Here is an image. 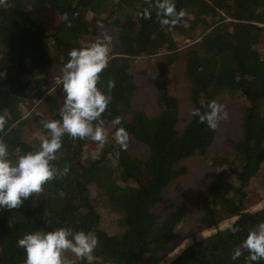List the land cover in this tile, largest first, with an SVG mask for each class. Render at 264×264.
I'll return each mask as SVG.
<instances>
[{
	"label": "trees",
	"instance_id": "1",
	"mask_svg": "<svg viewBox=\"0 0 264 264\" xmlns=\"http://www.w3.org/2000/svg\"><path fill=\"white\" fill-rule=\"evenodd\" d=\"M174 3L185 15L162 26L154 0H0V142L12 161L39 149L47 136L42 121L60 119L63 94L60 84L52 90L50 67L63 66L71 49L115 29L97 83L107 91L108 81L115 82L100 117L109 138L101 143L64 134L50 163L60 170L67 166V174L45 182L41 193L19 207L0 209V264H24L17 240L25 233L60 227L95 232L98 244L91 264H160L188 206L181 201L165 215L155 208L166 203L168 186L187 173L179 164L197 155L234 181L229 186L212 181L198 194L199 224L216 231L169 264H246L247 250L236 259L233 250L264 221V208L248 211L255 188L264 190V0ZM46 10L59 17L52 28L32 15ZM199 25L205 27L201 39L178 49L177 38L191 35ZM138 65L154 76L155 111L135 107L133 69ZM177 78L184 82V103L171 93ZM223 97L232 99L228 108L236 110L241 136L228 140V153L209 158L216 129L199 123L191 112ZM32 104L37 108L26 115ZM117 116L121 124L113 126ZM121 126L128 139L147 150L146 157L116 143L114 133ZM28 133L40 142L29 140ZM65 255L76 264H89L70 252Z\"/></svg>",
	"mask_w": 264,
	"mask_h": 264
},
{
	"label": "clouds",
	"instance_id": "2",
	"mask_svg": "<svg viewBox=\"0 0 264 264\" xmlns=\"http://www.w3.org/2000/svg\"><path fill=\"white\" fill-rule=\"evenodd\" d=\"M154 7L162 26L174 25L185 15L183 10H176L174 0H154ZM145 18H148L147 13ZM110 42L111 37L104 34L88 46L73 48L68 52L69 59L61 69L59 81L63 94V103L59 109L60 119L41 122L42 127L47 130V136L41 140L37 151L20 155L12 161L8 159L6 145L0 142V209L19 207L30 196L35 198L41 193L45 182L67 174V166L60 170L50 163L61 148L64 134L71 138H89L101 143L105 141L100 117L111 100L110 91L115 82L108 81L107 91L98 88L97 83L99 74L107 67ZM202 107L203 111L201 108H194L191 115L209 129H216L219 121L229 118L225 106L215 100ZM93 121L97 122L96 125ZM111 124L120 125L121 118L115 117ZM3 126L4 120L0 118V128ZM114 136L116 143L122 148L126 146L128 135L122 126L116 128ZM231 230L238 231L235 227ZM97 244L98 238L94 231H74L70 227L47 232H28L17 240V246L25 253L24 264H76V260L65 255L66 252L91 264ZM242 249L248 252L246 264L264 260V221L248 231L246 237L233 250L232 258L239 257Z\"/></svg>",
	"mask_w": 264,
	"mask_h": 264
},
{
	"label": "rangeland",
	"instance_id": "3",
	"mask_svg": "<svg viewBox=\"0 0 264 264\" xmlns=\"http://www.w3.org/2000/svg\"><path fill=\"white\" fill-rule=\"evenodd\" d=\"M32 15H34L40 22L44 24V26L48 28L54 27L59 22L58 15L52 10H46L40 14L34 13ZM226 22H231V20L226 19ZM114 30H104L99 38H102L104 34H107L111 37V40H113V36L115 35ZM204 30L205 27L199 25L195 31H193V33H190L191 35L178 37V49H184L186 46H189L195 41L200 40L201 36L204 34ZM258 49L263 51L262 46H259ZM62 67L63 66L61 65L54 64L49 69L50 73L54 77L52 80V90H56L60 84L59 81ZM135 67L136 69L133 70L138 85L134 99L135 107L142 110L155 111L156 90L154 85V76L150 71L140 67L139 65ZM183 88V80L181 78H177L176 84H174V86L171 88V93L179 95V99L184 103L186 98L184 97V93L182 91ZM231 101L232 99L223 97L218 103L223 104L225 106V110L227 111ZM38 104L39 101L37 102V105ZM37 105L32 104L31 110H28L26 115H28L32 110L36 109ZM228 110L230 112V117L227 120L219 121L216 128V139L209 150V158L213 155L217 156L228 153V140L230 138H240L241 136V132L239 130V119L235 115L236 110L235 108L232 109L231 106L228 108ZM106 134L107 132L105 133V137L107 139L109 138V135ZM27 137L29 140L38 141V139L35 136L30 135V133H28ZM126 145L129 151L134 155L146 157L148 154L144 147L138 145L131 139H127ZM179 166L185 167L187 169V173L168 186L164 192L166 203L157 206L155 208V212L159 215H165L166 213L172 211L178 205V203L185 201L188 206L187 216L184 223L178 229V235L174 245L172 246L166 258L160 264H169L187 247L197 241L205 239L207 236L213 234L216 231L215 229L204 230L199 224L201 210L198 203V194L202 191H206L207 185L212 181H218L219 183L226 186L231 185L232 181H234L233 176L231 177L227 173V175L223 174L222 169H217V167L212 165L209 159L202 156L197 155L183 160ZM255 190L256 192L252 195V203L250 206H248L249 212H256L264 208V190H260L257 187ZM235 220L236 218H233L222 222L219 226V229L226 228Z\"/></svg>",
	"mask_w": 264,
	"mask_h": 264
}]
</instances>
